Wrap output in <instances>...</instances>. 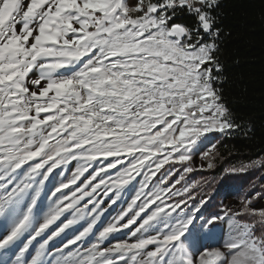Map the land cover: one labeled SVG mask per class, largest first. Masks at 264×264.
<instances>
[{"label":"snow or ice","instance_id":"1","mask_svg":"<svg viewBox=\"0 0 264 264\" xmlns=\"http://www.w3.org/2000/svg\"><path fill=\"white\" fill-rule=\"evenodd\" d=\"M216 7L0 0V264H264V209L214 211L231 177L215 196L186 180L239 127L215 86Z\"/></svg>","mask_w":264,"mask_h":264},{"label":"trees","instance_id":"2","mask_svg":"<svg viewBox=\"0 0 264 264\" xmlns=\"http://www.w3.org/2000/svg\"><path fill=\"white\" fill-rule=\"evenodd\" d=\"M135 2L128 0L130 5ZM214 16L219 34L213 55L220 69L213 68L219 78L215 86L239 127L228 134L214 133L215 147L206 157L214 167L196 169L186 178L195 177L202 194L215 196L231 177L236 199L250 193L264 197V166H251L237 174L227 171L264 160V0H217ZM180 22L192 23L186 18Z\"/></svg>","mask_w":264,"mask_h":264},{"label":"rangeland","instance_id":"3","mask_svg":"<svg viewBox=\"0 0 264 264\" xmlns=\"http://www.w3.org/2000/svg\"><path fill=\"white\" fill-rule=\"evenodd\" d=\"M127 2H128V0H127ZM85 59H86V57H85ZM213 134H211V135H213ZM211 143H213V141ZM189 163H191L194 166V168H196L198 170L207 169V164H208L206 162V158L201 159L199 156L194 157L193 160L191 162H189ZM200 165H202L203 167L202 168L198 167ZM180 166H182V164H176L175 165V167L177 169H181V168H179ZM172 167H173L172 164L165 165V167L163 169H161V172L165 171L166 169L172 168ZM85 175H87V173ZM179 175H180V172L178 171L176 173V175H174L171 178L169 183H171L173 180H175ZM187 176H188V174L186 175V177ZM158 178H159V174L156 177V179H158ZM194 178L195 177H192V179L186 178V180L187 181H192ZM181 183L183 184L184 181H182ZM177 187H180V185H177ZM199 189L202 190V188H199ZM193 191H195V189ZM234 195H232L227 200H224V197L221 196L220 200L216 201L218 203V205H219V207H217L216 211H222L224 207H231L233 210H237V211L241 210V201H245V200H247L250 197L252 198L250 207L256 208V209H264V197H262L260 195L259 196H255L254 194L250 193L247 196H243V198H241L240 200H238V198L236 199ZM244 197L246 199H244ZM197 199H199V198H197ZM222 201H223V203H221ZM209 203H211V202L209 201ZM117 211H119V209H117ZM112 214L115 215L116 213L113 212ZM105 215L107 216V213ZM110 218L111 217H109V219ZM237 219L241 220L242 223H251L255 219V221H257L256 226H257V228H259V223H258L259 216H258V214L255 215V217H253V216H251L249 214H244L241 217H238ZM135 227H136V225H132V228H135ZM130 231H131V228L130 229H124V230H122L120 232H116V233L111 234L110 238L121 239V240L128 239V234L130 233ZM213 243H215V242H213Z\"/></svg>","mask_w":264,"mask_h":264},{"label":"bare ground","instance_id":"4","mask_svg":"<svg viewBox=\"0 0 264 264\" xmlns=\"http://www.w3.org/2000/svg\"><path fill=\"white\" fill-rule=\"evenodd\" d=\"M35 74V72L34 73H30V75H34ZM41 199H43V196L41 197ZM45 208H46V206H47V202H45ZM104 220V218H102V221ZM80 225H76L75 227H79ZM96 227H100V224L98 223L97 224V226ZM94 231H95V229H94ZM52 243H55V241H53ZM51 245H49V247H50Z\"/></svg>","mask_w":264,"mask_h":264}]
</instances>
